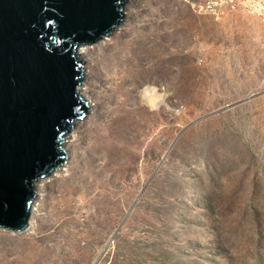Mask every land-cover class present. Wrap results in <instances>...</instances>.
<instances>
[{
    "label": "rangeland",
    "instance_id": "1",
    "mask_svg": "<svg viewBox=\"0 0 264 264\" xmlns=\"http://www.w3.org/2000/svg\"><path fill=\"white\" fill-rule=\"evenodd\" d=\"M196 1L79 46L88 111L0 264H264V23Z\"/></svg>",
    "mask_w": 264,
    "mask_h": 264
},
{
    "label": "water",
    "instance_id": "2",
    "mask_svg": "<svg viewBox=\"0 0 264 264\" xmlns=\"http://www.w3.org/2000/svg\"><path fill=\"white\" fill-rule=\"evenodd\" d=\"M126 0H0V228L24 231L36 181L67 159L88 111L78 48L110 35Z\"/></svg>",
    "mask_w": 264,
    "mask_h": 264
},
{
    "label": "built area",
    "instance_id": "3",
    "mask_svg": "<svg viewBox=\"0 0 264 264\" xmlns=\"http://www.w3.org/2000/svg\"><path fill=\"white\" fill-rule=\"evenodd\" d=\"M193 7L199 13L224 15L228 11L241 10L264 23V0H197Z\"/></svg>",
    "mask_w": 264,
    "mask_h": 264
},
{
    "label": "bare ground",
    "instance_id": "4",
    "mask_svg": "<svg viewBox=\"0 0 264 264\" xmlns=\"http://www.w3.org/2000/svg\"><path fill=\"white\" fill-rule=\"evenodd\" d=\"M83 51L80 52V54H82ZM80 92V91H79Z\"/></svg>",
    "mask_w": 264,
    "mask_h": 264
}]
</instances>
